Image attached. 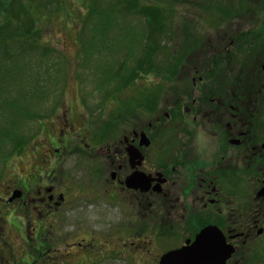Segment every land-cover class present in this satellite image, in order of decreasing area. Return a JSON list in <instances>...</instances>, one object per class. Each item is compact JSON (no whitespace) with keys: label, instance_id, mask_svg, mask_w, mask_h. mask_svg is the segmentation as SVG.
<instances>
[{"label":"flooded vegetation","instance_id":"af4514ba","mask_svg":"<svg viewBox=\"0 0 264 264\" xmlns=\"http://www.w3.org/2000/svg\"><path fill=\"white\" fill-rule=\"evenodd\" d=\"M209 39L184 40L179 46L184 51L180 54L186 55L170 87L171 98L156 100L153 121L139 130L119 133L122 123L109 113L107 140L101 146L88 142L86 131L80 134L85 116L79 115L81 125L75 130L65 110L59 136L49 142L45 149L49 155L42 162L53 158V163L62 165L66 153H76L89 166L92 178L86 177L91 178V186L97 182L98 189L88 205L94 210L85 214L96 215L101 228L94 241L68 243L72 236H65L64 224L68 214L77 213L74 188L62 172L59 182L48 168L34 167L16 178L0 199V208L10 211L8 218L13 220L10 229L26 235L30 257L25 264H40L49 227L54 225L61 228L57 235L64 245L61 260L78 251H109L110 255L97 254L108 258L116 250L121 253L118 258L126 261L121 255L130 229L115 226L134 209L155 214L151 239L156 244L167 240V251L192 243L203 229L214 226L233 247L226 264H241L244 250L264 235V99L242 100L240 84L223 79L234 40L223 37L217 50ZM211 47L217 52L209 53ZM182 66L186 76L178 81ZM73 249L76 252L70 254ZM53 257L47 261L58 255Z\"/></svg>","mask_w":264,"mask_h":264},{"label":"rangeland","instance_id":"374dc122","mask_svg":"<svg viewBox=\"0 0 264 264\" xmlns=\"http://www.w3.org/2000/svg\"><path fill=\"white\" fill-rule=\"evenodd\" d=\"M25 1L28 4L23 5V0H0V24L6 21L7 17L9 18L7 12L16 14L17 11L23 9L32 11L37 9L35 11L38 13L35 15V18L37 17L35 20L37 44L28 45L20 40L14 46L11 42H2L0 44V67L6 70L8 68L10 73H16L19 70L23 73H31L40 68L43 72L41 80L49 79L46 83H59L62 80L61 77L53 81L55 69L51 64L56 57H61L59 63L62 67L63 80L61 95L56 102L48 103L42 112L44 116L26 117L18 125L22 126V132L26 136L32 135L33 137L14 147L7 146L10 152L9 158L7 161L0 158V199L6 197L5 192L16 183V178L23 176L26 171L30 172L34 167L48 168L51 175L54 174L59 178V182L62 172L65 180L74 188L73 206L77 209V213L72 212L65 218V236H72L68 239V243L94 241L93 236L96 237L101 226L96 220V215L85 214L88 210H94L95 207L88 208V205L96 196L98 189L97 182L94 181V185L91 186L88 180L92 178L89 174V166L79 156H76V153H66L67 158L62 165L53 163V158L47 163L42 162V159L49 155V152L45 151L50 145L49 142L55 141L59 136L58 128L61 127L59 122L65 110L75 130L81 125L79 115L85 116L87 121H85V127H81L83 130L80 134H85L86 131L87 141L101 146L105 145L107 136L100 131L110 121L109 113L116 115L122 123L123 127L119 133L123 134L125 130L128 132L134 129L139 130L142 124L153 121L154 108L159 103L158 100L171 98L170 87L186 55V53L180 54L184 53L180 49L181 45L191 39L207 41L212 38L213 45L219 50V46L223 44L218 41H222L223 37H230L234 40L230 49V63L223 79L229 84H240L239 92H241L242 100L264 99V0ZM91 7H94V11H90ZM230 8H233V11ZM152 18L156 22H153ZM8 23L15 24V21ZM100 26L103 28L102 36H93L91 32L95 33ZM140 28H142V34L138 39L140 41L142 38V43L140 42L138 50H141L135 57H132L133 54L123 45L128 41L130 43L132 33L130 29L137 34V38L139 33L136 31ZM11 29L10 27L9 30ZM117 29L123 33L128 30V39L116 42L114 45L110 38L113 33L117 32ZM95 35L98 34L95 33ZM87 41L92 45V48L87 47L88 53L85 49ZM132 44L135 50L138 42ZM21 45L25 49L19 51ZM15 48L17 53L12 51ZM216 49L211 47L209 53L215 52ZM15 55L20 56L15 57ZM126 61L130 66L138 64V74H133L127 80L128 82L124 81L118 89L116 86L112 87L111 90H116L115 93L108 97L105 95L104 100H101L100 93H97L95 88L101 89L107 86L104 68L112 65L116 69ZM175 63L177 64L176 69ZM183 66L180 72H177L178 81H182L186 76ZM96 70L99 72V79H97ZM235 89L233 87L231 92ZM50 92L53 93V89ZM14 93L12 91L5 97L15 98ZM22 94L26 104L29 105L35 101L36 96L32 89L26 88ZM42 94L39 96L44 95ZM143 110L145 111L142 112ZM93 116L96 122L93 121ZM7 122L9 123L10 120ZM30 122L31 125H29ZM3 125L6 126L5 121L0 123V128ZM107 127L108 125L105 129ZM54 157H58V154ZM87 175L91 178L86 177ZM78 189L82 192L77 191ZM10 207L7 208L10 209ZM79 211L81 218H79ZM9 212L5 207L0 208V227H3L2 235L0 234V264H8V259L17 261L19 264L27 253L30 257V252L25 249L27 248L24 240L26 235L15 234V231L10 229V222L13 220L8 218ZM116 216L117 214L115 218ZM154 217L155 214L152 212L150 215H143L142 212L134 209L121 219L123 224L115 226V228L130 229L127 237L129 238L127 243H129L121 255L127 258L126 261L118 258L121 253H117L116 250L113 256L108 258L97 254L108 252L110 255L109 251L95 253L78 251V255L69 256L65 261L61 260L64 245L61 236H57L61 228H58L59 225L49 227L47 241L44 244V251L47 248L49 253L40 258V264H56L57 260H59L57 264H158V257L167 251L168 244H166L167 240L156 244L151 239L149 228L155 226ZM79 220L80 222L77 223ZM53 222L52 220L51 223ZM144 226L147 227V231L140 232ZM103 239L105 237L99 239L98 242L104 243ZM130 242L133 244L130 245ZM145 242H148L147 246ZM244 251L245 255L241 264H264V235ZM12 252L15 256L11 254ZM69 252L73 254L76 250ZM57 255L58 258H55ZM51 257L56 260L47 261Z\"/></svg>","mask_w":264,"mask_h":264},{"label":"trees","instance_id":"16d2710c","mask_svg":"<svg viewBox=\"0 0 264 264\" xmlns=\"http://www.w3.org/2000/svg\"><path fill=\"white\" fill-rule=\"evenodd\" d=\"M23 1H24L23 5H25L26 3L28 4V2H26L25 0ZM93 9L94 7H91L90 11H94ZM36 10L37 9H35L34 11L23 9L21 11H17L16 14H13L12 12L10 14L9 12H7L6 14L9 16V18L7 17V20L6 21L3 20L4 22L0 24V44L2 42H7V43L11 42L15 46V43H18L20 42V40H22L23 43H28V45L34 44L35 46L37 44L35 37L37 35V29L35 26V20L37 17L35 18V15H38V13H35ZM230 10L233 11V8H230ZM12 20L15 21V24L8 23L9 21ZM152 21L156 22L154 18H152ZM10 27L12 28L11 30H9ZM118 29L117 32L113 33L112 38H110L111 42H114V45H116L115 44L116 42L119 43L124 40L127 41L128 39V30L123 33V31H119ZM102 32H103V28L100 26L97 30H95V33L98 34L97 36L95 35L94 31H92L91 33L93 34V36L98 37V36H102L101 35ZM106 32H107V28H106ZM130 32H132L130 35V43H128L129 42L128 41L127 44H124L123 46L127 51L133 54L132 57H135L136 54L141 50V49L138 50V48L140 42L142 41V38H140V41L138 38L142 34V30L139 29V31H136L137 33H139L137 38H136L137 34H134V31L132 29H130ZM134 42H138V45L136 46L135 50L132 48L134 47V45L132 44ZM87 47L92 48L91 42L87 41L85 43L86 53H88ZM24 49L25 47L21 45V49L18 50L22 51ZM12 51L13 53H17L16 48L13 49ZM16 56H20V55H15V57ZM137 57L135 59H137ZM59 62H61V58L56 57V59H54V61L51 64L54 67L53 69H55V71L53 72L55 73V77L53 78L54 79L53 81H57L60 77L63 80L62 67ZM128 64L129 62L127 63L126 61L121 66H118L116 69H114L112 65L107 66L108 72L106 74L107 76L106 88L107 87L112 88L115 86L117 88L124 81H127L130 77H132L133 74L134 75L138 74V64L135 63L134 66H130ZM10 66L15 67L16 69L18 68L13 64H10ZM42 73L43 72L41 71L40 68H37L35 71H32L31 73H25V72L23 73L22 70H19L16 73H10L8 71V68L6 70L0 67V110H1L0 123H4V121L6 122V126L3 125L0 128V156L7 157L8 155H10V152H8L7 150V146L14 147V145H19L27 141L28 136H26L22 132L23 131L21 128L22 126H18L26 117H30V116L38 117L41 114L43 115L44 113L42 112L45 109V107L48 105V103L57 101L58 95L61 93L59 91L61 90L62 80L59 83L57 82L46 83L47 80L49 79L45 81L41 80ZM26 88L32 89L34 95L36 96L35 101L33 103H29V105L26 104L23 100L22 92ZM106 88L101 87L103 92H105ZM52 89L54 94L50 92L52 91ZM12 91L13 93L16 92L14 93L16 94L15 98L13 97L8 99L7 97H5V95L10 94V92ZM39 93L40 94L43 93L44 95L42 94L43 96H39L40 95ZM50 93H51V97L48 99ZM112 94L113 92H110V90L106 92L107 97L111 96ZM54 98L55 100H53ZM5 99L8 100L5 101ZM44 99L46 100L43 101ZM9 120L10 122L8 123L7 121ZM7 152L9 154H6Z\"/></svg>","mask_w":264,"mask_h":264},{"label":"water","instance_id":"95a60500","mask_svg":"<svg viewBox=\"0 0 264 264\" xmlns=\"http://www.w3.org/2000/svg\"><path fill=\"white\" fill-rule=\"evenodd\" d=\"M232 252L233 248L226 244L222 233L210 226L190 245L165 253L159 264H226Z\"/></svg>","mask_w":264,"mask_h":264}]
</instances>
